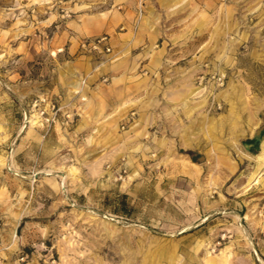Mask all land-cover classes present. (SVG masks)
I'll return each instance as SVG.
<instances>
[{"label":"rangeland","instance_id":"1","mask_svg":"<svg viewBox=\"0 0 264 264\" xmlns=\"http://www.w3.org/2000/svg\"><path fill=\"white\" fill-rule=\"evenodd\" d=\"M259 131L264 0H0V264H264Z\"/></svg>","mask_w":264,"mask_h":264},{"label":"water","instance_id":"2","mask_svg":"<svg viewBox=\"0 0 264 264\" xmlns=\"http://www.w3.org/2000/svg\"><path fill=\"white\" fill-rule=\"evenodd\" d=\"M263 138V133H260L259 131L252 140L246 141L243 145L245 149L249 152H252V150L254 149L259 150L261 144L264 141Z\"/></svg>","mask_w":264,"mask_h":264},{"label":"built area","instance_id":"3","mask_svg":"<svg viewBox=\"0 0 264 264\" xmlns=\"http://www.w3.org/2000/svg\"><path fill=\"white\" fill-rule=\"evenodd\" d=\"M105 40V38L104 39H102V40H100V41H98V42H96V43H94L93 44V50H97L98 49V47H99V45L103 42ZM107 51L109 52V49H107ZM55 109H56V107L53 105L52 107H51V114H52V117H45V116H47L48 114L46 113V111H41L40 112V117H42V120H43V122L44 123H46L47 125L48 124H52L53 122H54V115H55ZM47 114V115H46ZM54 114V115H53Z\"/></svg>","mask_w":264,"mask_h":264},{"label":"trees","instance_id":"4","mask_svg":"<svg viewBox=\"0 0 264 264\" xmlns=\"http://www.w3.org/2000/svg\"><path fill=\"white\" fill-rule=\"evenodd\" d=\"M126 199H127L126 196H121V197H120L118 207H114V209H113V213H114L115 215H120L121 212H124V211H120V210H124L125 208H127V207L129 206V205H127V203H126Z\"/></svg>","mask_w":264,"mask_h":264},{"label":"crops","instance_id":"5","mask_svg":"<svg viewBox=\"0 0 264 264\" xmlns=\"http://www.w3.org/2000/svg\"><path fill=\"white\" fill-rule=\"evenodd\" d=\"M136 38H137V37H136ZM136 38H135V40H136ZM124 49H125V51H130V52H132V51L134 50L133 42L129 45V49H128L127 47H125ZM142 51H143V50H142Z\"/></svg>","mask_w":264,"mask_h":264},{"label":"bare ground","instance_id":"6","mask_svg":"<svg viewBox=\"0 0 264 264\" xmlns=\"http://www.w3.org/2000/svg\"><path fill=\"white\" fill-rule=\"evenodd\" d=\"M65 181V180H64Z\"/></svg>","mask_w":264,"mask_h":264}]
</instances>
